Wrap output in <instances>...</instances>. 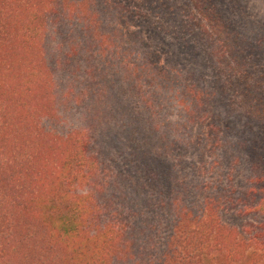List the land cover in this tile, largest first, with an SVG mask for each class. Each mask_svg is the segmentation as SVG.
<instances>
[{
	"label": "trees",
	"instance_id": "obj_1",
	"mask_svg": "<svg viewBox=\"0 0 264 264\" xmlns=\"http://www.w3.org/2000/svg\"><path fill=\"white\" fill-rule=\"evenodd\" d=\"M251 5L0 0L12 31L8 46L0 35V157H12L0 158V264H214L213 252L245 264L251 247L249 262L263 259L264 20L243 15ZM50 23L80 26L62 62ZM108 55L118 65L97 68Z\"/></svg>",
	"mask_w": 264,
	"mask_h": 264
},
{
	"label": "rangeland",
	"instance_id": "obj_2",
	"mask_svg": "<svg viewBox=\"0 0 264 264\" xmlns=\"http://www.w3.org/2000/svg\"><path fill=\"white\" fill-rule=\"evenodd\" d=\"M31 1V0H30ZM72 1H77V0H72ZM252 1V5H251V8L248 9L247 11V14H244L243 15L246 17V18H251V19H254V20H257V21H260V20H264V0H251ZM11 12L8 13V15H10L11 19H12V22H13V29L11 28V30H14V28L18 29L19 27H21V24H20V20H21V15H24L25 13H23L19 7H17V5L13 6L11 9H10ZM261 18V19H260ZM15 20V22H14ZM60 28V25L58 24H54L53 26H51V23H50V26L49 28L47 29L48 31V36H49V42H48V46H49V49L52 48V49H55V58L59 59V62H62V52L65 51L66 49V45L64 44V40H62V36L64 35V33H68V30H71V32L75 33L77 36H78V30H80V26H78L77 24H73L69 29L67 28L66 31L64 32H58L57 29ZM140 24L138 21H135L132 23V30L134 31V33H138L140 34ZM20 29V28H19ZM10 30H7L6 28H3L2 26H0V35H4L5 38L7 39L6 40V43H7V46L9 45V43L11 42L12 38L10 39ZM70 32V33H71ZM79 37V36H78ZM84 40L85 42L87 43H90V41H86V38L85 39H82V38H78V41H79V45H84ZM51 42V43H50ZM79 55H82L84 56L83 53H79ZM88 55L87 57H89V53L86 54ZM110 58V55H108L106 58H104V60L101 62L102 65H100L99 63L98 64H95L97 66V68L99 69H102V70H105L104 69V64H107V67H105L106 69L109 68V66H111L112 64L113 65H118V60H116L115 62H111V60L109 59ZM15 60V59H14ZM7 61V60H5ZM16 63H18L16 60H15ZM111 62V63H110ZM74 64H77L78 67L80 66V64H82L79 61L77 60H74L73 61ZM60 68V67H59ZM117 68V67H116ZM105 74H106V77H109V72L107 71H104ZM135 102V105L137 103V100H134ZM82 111V110H80ZM83 112V111H82ZM36 118V117H35ZM162 119L164 121H171V119L169 117H162ZM139 137V135L137 136ZM18 143V142H17ZM140 144V143H139ZM156 148L160 147V149H162V144L160 143V140H156ZM26 148V147H25ZM23 146L19 145L18 143V151H22L23 149ZM131 152L130 153H133V150H130ZM3 155L0 157L1 159H5V157H7L8 160L5 159V162L9 161L12 159L11 155H7L6 152H2ZM27 156V154L24 153V158ZM133 159V156L131 157ZM23 159V158H21ZM129 161V160H128ZM104 162V168L105 170L107 171V173L109 174L107 176V179L110 180L112 176H117V173H118V169L115 167V165L113 163H111L109 160H101L100 163ZM225 162V161H224ZM227 162V161H226ZM100 168L102 169L103 166L102 164H100ZM111 187H106L105 188V194L106 196H110V191ZM101 197H102V194H100V203L104 209V212H103V218L106 219L107 218V215L109 213V210L106 208L105 204H104V201L105 200H101ZM237 211H234L232 216H231V220H230V223L232 222H236V218H235V213ZM235 219V221H234ZM41 234V232H39ZM43 236V233L41 234V236H39L40 238ZM161 239L164 238V233L163 231H161ZM216 253H212V256H213V263L214 264H218L219 261L217 260H214V255ZM256 256V253H255V250L253 247H251V251H249L245 258L244 259V263L245 264H251L249 261H252L254 260ZM258 264H264V257L261 261L258 262Z\"/></svg>",
	"mask_w": 264,
	"mask_h": 264
}]
</instances>
